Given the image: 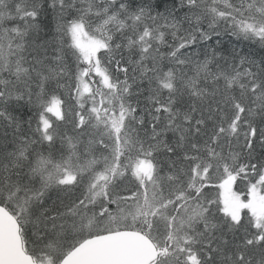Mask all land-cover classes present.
I'll use <instances>...</instances> for the list:
<instances>
[{
	"label": "snow or ice",
	"instance_id": "snow-or-ice-1",
	"mask_svg": "<svg viewBox=\"0 0 264 264\" xmlns=\"http://www.w3.org/2000/svg\"><path fill=\"white\" fill-rule=\"evenodd\" d=\"M0 264H264V0H0Z\"/></svg>",
	"mask_w": 264,
	"mask_h": 264
}]
</instances>
